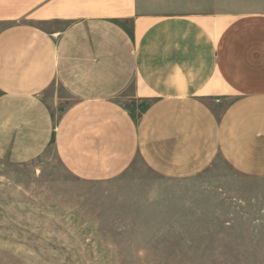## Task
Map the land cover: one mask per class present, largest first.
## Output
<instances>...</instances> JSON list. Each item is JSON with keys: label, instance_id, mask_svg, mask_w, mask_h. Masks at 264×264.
<instances>
[{"label": "crops", "instance_id": "crops-1", "mask_svg": "<svg viewBox=\"0 0 264 264\" xmlns=\"http://www.w3.org/2000/svg\"><path fill=\"white\" fill-rule=\"evenodd\" d=\"M0 24L1 162L264 177V0H0Z\"/></svg>", "mask_w": 264, "mask_h": 264}, {"label": "rangeland", "instance_id": "rangeland-1", "mask_svg": "<svg viewBox=\"0 0 264 264\" xmlns=\"http://www.w3.org/2000/svg\"><path fill=\"white\" fill-rule=\"evenodd\" d=\"M45 99L56 118L69 103L57 85ZM0 264H264V177L220 158L181 179L138 160L101 182L68 173L51 148L0 161Z\"/></svg>", "mask_w": 264, "mask_h": 264}]
</instances>
